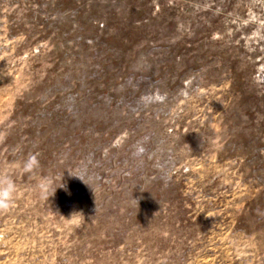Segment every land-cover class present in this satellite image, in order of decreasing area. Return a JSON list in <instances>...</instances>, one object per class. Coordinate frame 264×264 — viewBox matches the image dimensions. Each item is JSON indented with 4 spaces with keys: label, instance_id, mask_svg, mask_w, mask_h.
I'll list each match as a JSON object with an SVG mask.
<instances>
[{
    "label": "rangeland",
    "instance_id": "obj_1",
    "mask_svg": "<svg viewBox=\"0 0 264 264\" xmlns=\"http://www.w3.org/2000/svg\"><path fill=\"white\" fill-rule=\"evenodd\" d=\"M0 172V264H264V0H0Z\"/></svg>",
    "mask_w": 264,
    "mask_h": 264
},
{
    "label": "clouds",
    "instance_id": "obj_2",
    "mask_svg": "<svg viewBox=\"0 0 264 264\" xmlns=\"http://www.w3.org/2000/svg\"><path fill=\"white\" fill-rule=\"evenodd\" d=\"M22 167L25 174H28L29 176L36 175L40 168L38 156L36 154H29L27 159L23 162ZM70 175L82 180V178L77 175L71 173ZM62 177L63 175L60 177V185L62 186H57L55 179L51 176L41 177L35 186V190L38 191L40 198L43 200H49L50 197L54 196L58 187H65V185L61 183ZM16 193L17 186L11 175L7 172H0V211H7L10 209L14 203Z\"/></svg>",
    "mask_w": 264,
    "mask_h": 264
}]
</instances>
